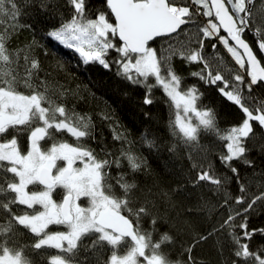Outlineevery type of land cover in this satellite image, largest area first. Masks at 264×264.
<instances>
[{
    "label": "trees",
    "instance_id": "16d2710c",
    "mask_svg": "<svg viewBox=\"0 0 264 264\" xmlns=\"http://www.w3.org/2000/svg\"><path fill=\"white\" fill-rule=\"evenodd\" d=\"M167 1L185 9L187 23L149 44L158 75L144 76L123 71L140 54L123 52L116 34L114 46L90 60L51 36L78 18L91 23L105 16L114 24L107 0H81V9L76 0H0V90L35 97L44 110L0 130V145L14 142L26 155L32 134L45 129L42 152L64 144L87 153L99 166L104 196L119 204L147 257L163 264H264V82L254 85L247 65L235 63L211 12L192 0ZM251 5L243 38L264 67V0ZM204 21L217 25L215 35H206ZM171 76L182 94L195 91L198 110L209 112V123L191 137L179 128L176 104L159 81ZM244 126L242 153L229 158ZM19 183L0 158V255L23 264H56L55 257L111 264L133 248L129 239L110 241L97 230L82 233L70 250L45 244L67 227L36 232L21 222L36 208L19 199ZM42 190L38 182L29 186ZM53 193L63 200L62 189Z\"/></svg>",
    "mask_w": 264,
    "mask_h": 264
},
{
    "label": "rangeland",
    "instance_id": "374dc122",
    "mask_svg": "<svg viewBox=\"0 0 264 264\" xmlns=\"http://www.w3.org/2000/svg\"><path fill=\"white\" fill-rule=\"evenodd\" d=\"M77 1V8L81 9V0ZM196 2L197 9L212 13L208 0H192ZM227 5L234 11L235 18L241 25L247 7V0H225ZM261 3V2H260ZM228 6V7H229ZM257 15V13H256ZM257 18V16L255 17ZM214 32L217 25L211 23ZM115 23H110L105 16H100L96 22L86 23L78 18L62 29L51 32V36L62 45L76 50L86 60L97 58L101 53L114 46ZM227 38H222L221 43L225 46L235 63L243 67L245 64L241 52L233 45H229ZM122 51H128L124 46ZM129 52V51H128ZM123 71L135 72L141 75H158L157 63L151 51L140 54L133 59H128L122 66ZM159 81L166 93L174 100L177 107V124L187 136H193L197 127L209 123V112L198 110L195 106L196 93L191 90L188 94H182L179 90L178 80L171 76L168 80ZM36 112L44 114L38 99L25 97L5 90H0V117H16L18 123H22ZM264 123V121H262ZM58 128L71 129L66 125ZM246 130L244 126L232 139L229 158L242 153L240 139ZM45 129L35 131L30 140L29 151L21 155L19 148L14 142L0 145V158L9 161L13 169L19 174L20 183L17 185L19 199L36 208L33 215L20 218L21 222L29 225L34 231L42 232L50 225H64L65 232H57L48 235L44 239L45 244H50L58 249L70 250L75 247L80 235L91 230L100 231L101 235L110 240H119L120 237L102 229L95 223L96 214L102 209L118 210L119 204L104 196L101 188V176L98 164L85 152L74 149L68 145L52 147L47 152L39 149L38 141L44 136ZM51 158L53 163L54 186L45 190L32 193L29 186L38 182L39 169ZM66 168L71 169L67 180L62 179V173ZM62 189L64 196L71 195L69 209L70 219L65 221L61 213V202L54 198V190ZM56 264H65L61 258L55 257ZM0 264H23L18 257L9 253L0 255ZM111 264H163L158 257H147L144 253V243L137 238L125 255L113 256Z\"/></svg>",
    "mask_w": 264,
    "mask_h": 264
},
{
    "label": "water",
    "instance_id": "95a60500",
    "mask_svg": "<svg viewBox=\"0 0 264 264\" xmlns=\"http://www.w3.org/2000/svg\"><path fill=\"white\" fill-rule=\"evenodd\" d=\"M109 10L115 22L117 39L132 54H145L149 44L157 38L177 33L187 20L175 15L167 0H107ZM212 14L220 30L226 35L227 40L238 49L247 65L248 74L252 83L264 82V67L250 44L243 38L246 26H240L235 16L229 10L225 0H208ZM251 3L247 8L246 19L249 17ZM264 59V45L260 47ZM17 121L16 117H0V129ZM52 159L39 169L38 183L44 188L54 186ZM71 169L66 168L62 179L67 180ZM71 195L64 196L61 204V213L65 221L70 219L69 209ZM95 223L118 237L127 238L132 242L137 240V235L130 220L119 210L102 209L95 217Z\"/></svg>",
    "mask_w": 264,
    "mask_h": 264
},
{
    "label": "built area",
    "instance_id": "2783aa9c",
    "mask_svg": "<svg viewBox=\"0 0 264 264\" xmlns=\"http://www.w3.org/2000/svg\"><path fill=\"white\" fill-rule=\"evenodd\" d=\"M171 10L173 11V13H175L176 15L178 16H183L184 15V12L182 9H180L179 7H175V6H171ZM198 14H200V12L198 11ZM204 25L207 29V34H213L214 35V31L211 27V25L209 24L208 21H204Z\"/></svg>",
    "mask_w": 264,
    "mask_h": 264
},
{
    "label": "flooded vegetation",
    "instance_id": "af4514ba",
    "mask_svg": "<svg viewBox=\"0 0 264 264\" xmlns=\"http://www.w3.org/2000/svg\"><path fill=\"white\" fill-rule=\"evenodd\" d=\"M253 2V0H247V7H246V11H245V14H244V18H246V15H247V8H248V5H249V3H252ZM250 11V10H249ZM4 129V128H3ZM0 130H2V129H0Z\"/></svg>",
    "mask_w": 264,
    "mask_h": 264
}]
</instances>
